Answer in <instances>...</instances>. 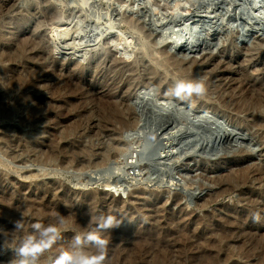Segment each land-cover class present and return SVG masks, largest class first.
I'll list each match as a JSON object with an SVG mask.
<instances>
[{
    "label": "rangeland",
    "instance_id": "rangeland-1",
    "mask_svg": "<svg viewBox=\"0 0 264 264\" xmlns=\"http://www.w3.org/2000/svg\"><path fill=\"white\" fill-rule=\"evenodd\" d=\"M2 1L5 4H3ZM46 1L45 0H23V2L25 3L24 4L22 0H10V1L0 0V3H1L0 10L3 12L2 13L0 11L1 12L0 14V22H1L0 41L5 40L7 42V43H5V41L0 42V47L2 46L0 48V54L5 52V50L9 46H12V47L18 46L19 44H21V42H23L22 40L28 42V39L30 40L34 39V41L32 42L33 44L31 46V48L33 49L32 52L46 59L45 60L42 58L43 60L47 61L46 63H47L48 69H45L44 71L47 72L48 70V73L50 74L54 73V75L56 76H52L53 79L58 80L61 77L60 78L61 80L59 79V81L71 79L72 82H78V83L85 84V86L81 90V93L76 92V90L69 91L68 90L69 88H68L67 89L68 93L62 92L60 94L61 98L66 97L64 99H67V98L72 99V100L75 99L74 101H76V99L80 97L94 100L88 103H77V109L91 108L97 104L96 102H98V100L106 99L109 96H112L113 98L115 95L119 94L123 83L133 84V86H137V85H141L140 82H142L143 79H144L143 82H147L145 80H148V79L151 80L152 77H155V76L161 77L160 80H163L164 78H166L167 82L163 81L164 85H168L172 93H175V94H177L178 85L180 84H183L185 86L189 84H195V83L202 84L204 86V92L202 94H195V93H190V94H192L195 98H197V100L201 102L203 101V103H205L206 105H212L213 107H216V106L220 107L218 103V99L221 93L219 90H217V86L223 88L227 83H230V82H232V84L239 83L237 81L239 80L241 81V79L244 78L245 73L248 75V77H250L253 80H256V81L263 80L261 78L264 77L263 76L264 71L263 72L261 71L264 68V57H263L264 51H262L264 50V22L258 21L257 16L260 15L261 13H264L263 12L264 11V0H233L234 2H232V0L230 1L223 0L224 2L222 0H221L222 2H220V0L218 2L216 0H213V1L212 0H196V1L191 0L192 2L190 0H178V1L177 0H143V1L140 0L142 1V3L139 0H135L137 1V4H138V9H137L138 12L134 10V13L128 7L129 0H94V1L86 0V2L90 1L89 2L90 4L89 3L87 4L86 2L82 3L85 0H81L82 2L80 0H77L78 2L75 0H70V1L69 0H46ZM227 1L228 3L229 2L230 3L228 4ZM221 4L222 5L224 4L223 7ZM33 5L35 8L33 7ZM85 5L86 6L90 5V6L85 7ZM120 6H121V9H120ZM205 6L207 7L209 6V7L205 8ZM73 7L76 9H74ZM92 7H94V9ZM230 7L231 9H229ZM82 8L85 10H82ZM234 8L235 10H233ZM70 9H72L73 12H75V14L73 12L70 13V11H72ZM32 10L33 11L36 10V11L33 12ZM19 11H20V14L18 13ZM105 12L107 15L105 14ZM174 12L175 13L177 12V13L175 14ZM212 12L214 16L212 15ZM227 12L230 16L227 15ZM31 13L32 14L34 13L37 16L33 14L35 17L34 18ZM49 13L50 14L52 13V14L50 15ZM66 13L71 14V16L67 15ZM103 13L107 17H109L107 18V20H110L111 22L114 21V22L111 23L110 21L109 22L105 21L106 18L105 19L103 18V16L105 17ZM184 13H187V14H184ZM202 13L205 15L203 16ZM230 13H232V15ZM54 15L55 16L57 15V16L55 17ZM72 15H74V17ZM185 15H187L186 18H185ZM206 15L208 18L205 17ZM221 15H223V17ZM224 15L226 16L224 17ZM20 16L23 18H21ZM28 16H30V18ZM88 17H90V20H88ZM133 17H141L144 20L146 24L144 30H141V28H138L137 30L135 29V27L133 28L132 26L128 24L130 26L129 27L126 24V22H124L126 19L133 18ZM227 17L229 18L227 19ZM98 18L100 20L103 18V21L105 22H103L102 20L98 21L99 20ZM176 18L178 20H175ZM181 18L185 19V21H182L183 19ZM194 18L196 21L194 20ZM69 20L71 22H69ZM191 21L194 24L196 23L195 26L196 25L197 26L195 27L193 24L190 25ZM60 23L61 24L63 23L62 25L64 26L58 27L61 25ZM174 23H178V24H174ZM187 23L190 27L187 25ZM114 24H117V25H114ZM171 24H174V26H172ZM22 26H25V27H22ZM198 27H202L201 28L202 33L200 34V38L199 39L195 38L194 44L192 45L188 44L185 47H183L180 51L175 52V54H178L179 58L186 59L189 62V64L187 65L188 67H190L193 64V60L199 63L197 67L199 68L197 76L190 79L188 76L185 77V76L179 75L175 70H173V68H171L167 64L165 60V56H164V52L167 51L165 44L168 43L171 39H173L172 41H174V38L178 39V36L179 37L184 36V35L187 36L191 28H198ZM63 28L65 29L64 32H63ZM67 29L68 30L70 29L69 31L71 34L66 31ZM113 29L114 31L111 32ZM106 30H109V31H106ZM173 31L175 32L177 31V32L174 33ZM100 33L101 35H99ZM120 33L125 34L124 38L126 39H124L123 38L124 35ZM131 33L134 35H132ZM150 33L153 34L151 38L148 36V34ZM178 33H180V35ZM69 34H70V37H69ZM119 34L122 35V37H120ZM169 34H170V37L173 34L175 35V37L172 36L171 38H169ZM107 35L110 36V38ZM8 36L9 37L11 36L10 38L13 41L10 38H6ZM66 36L69 38L66 39ZM164 36L166 37L164 38ZM116 37H118V39ZM21 38L23 39L20 40ZM166 38H169L168 39L169 41L166 40ZM127 40H130V41L132 40V43H131L132 45L129 44L131 45V47H129L130 49L127 47L128 46L127 42H125ZM11 41L13 43H10ZM57 41H61V42H57ZM101 41L104 43H102ZM122 41H124L125 43ZM134 41L136 43V46H135ZM50 42H52L51 43L52 45L48 44ZM54 42L57 43V45L55 44L53 45ZM107 42L109 43L111 42L113 43V45L115 43H121L122 50L125 52L129 50L127 51L129 53L126 52L127 53L126 54L123 51L120 52V51H117L116 49H112L115 47L110 46L112 44L108 45ZM145 42H147L145 46L147 45L146 47L149 48L148 49L149 54L147 56L144 55V50L142 49V45ZM59 43L61 44L59 45ZM38 44H40L41 46H38ZM75 44L77 45V47L75 46ZM138 44L141 47L137 46ZM5 45H8V46H5ZM51 46L53 50H57V51H52ZM56 46L58 47V49H55ZM47 47L50 49H48ZM126 47L128 49H125ZM41 48H43V50H46V51H43ZM255 48L256 49L259 48L258 49L259 51L256 50ZM2 49L3 50L5 49V50L3 51ZM36 50H38L37 53H36ZM130 52L132 53V55H130L131 54ZM252 54L256 55V57L252 56ZM64 55H66V57ZM70 55H73V56L70 57ZM105 58L107 60H105ZM67 61L70 63L67 64ZM27 62L28 64L24 66L18 65V64L17 66L16 63L15 64L7 63L6 66L9 67V65L10 66L14 65L16 67L14 74H17V75L19 74L20 76H24L25 75L24 72L29 67L33 66L36 63V61L34 60H31V62L28 60ZM89 65H91L92 67L91 66L88 67ZM95 66H98V67H95ZM145 66L155 67L154 69L158 73H156V75L155 74L150 75L149 72L145 69ZM17 71H19V73H17ZM57 71L59 72V75ZM20 72H23V73H20ZM1 73L3 74L1 70V64H0V82H1L0 85L4 83L5 78L7 79L9 77L7 75L2 76ZM216 75H218L219 77ZM220 75L221 76L223 75V76L221 77ZM50 78L51 77L43 78L45 80L44 84L46 82H50L51 80ZM224 78L226 80H224ZM106 80H111V82H114V81L121 82V84L117 83L115 85H111V82H108V83L104 82ZM168 80H170V82H168ZM205 86H207L208 88H205ZM1 87L2 85L0 86V89H2L0 90V93L3 91L4 92L7 91ZM28 92L32 93L31 90H28ZM141 92L142 94L140 95V98L138 97V100H135L134 102L132 101L133 97L130 96V92L125 93V94L121 93V95L131 99L130 104H132L135 107L137 114L139 115L144 114L145 116H147V118H154L155 117L154 112L153 113L150 112V107H152L153 103H155V101L157 100L158 86L153 88V91L151 92L143 91V90ZM185 93H189V92L184 91V92L179 93V95H184ZM39 94L41 95V97H45L47 99L52 97L50 94H47L46 92H42ZM151 96L153 99L152 102L150 101L152 100ZM148 98L150 100H148L147 103H144L143 99H148ZM53 103L54 104H53L52 112L54 113L59 112V114H55L54 117L55 119L60 120V121L64 120V117L61 116L63 112L70 113V112H73L75 109V106H72L68 104L67 102L60 103L58 101H54ZM171 105L172 104L168 106L172 107ZM173 106L175 107L173 109L178 111L177 112L178 114L180 115L181 113L188 114L187 123L185 124V126L178 127L174 123L173 124L169 123L167 125H164L166 131L162 133V130L153 132L154 125H152L149 131V133L151 134L153 133L152 135L154 137V144L157 147L160 145L162 146L167 145L166 147H168L169 145L172 144L169 152L164 154V156L166 157L161 155L160 157L156 156L157 158L154 161L147 160L144 157L141 158L142 151L140 152V156H139L140 162L138 163V166L139 165L141 166V164L143 163H147L151 165L154 168V173L152 174V176L147 177L148 179H146L145 176H143V172H141L142 168L140 166L139 167L136 166L135 169L134 168L129 169L127 174L121 173L120 172L121 170H119V172L118 170H115L116 172L115 177L122 178L123 182L126 181L125 185H126L127 190L125 189L124 190L125 192L123 191L121 193L122 194L121 197L119 195H116V198L119 201L116 207H112V209H108V210L104 209L103 211L101 209L96 208L93 211L96 213H102L106 211L105 214L108 216H120V220L123 223V225L132 224V227L134 229H140V230L144 229L145 227H150V225L157 226V224H163L164 220L160 219L159 217H162L164 214L168 213L169 211H174V212L182 211L190 215L192 219L203 218L205 215L207 216V218L210 216L208 219L210 221L209 223H211L212 225L215 223L220 224V217L227 214L225 212L227 209H230L237 213L246 212L248 215L251 214L250 216H253L256 210H252L250 205L246 206L247 202L245 203L244 201L245 196H246V199L249 196H254L253 197L254 200L255 198L256 200L258 199L257 203L258 205H260V208H262V210L264 211V205H263L264 203H262L264 202V177L258 180H254L253 177L255 176L250 177L252 186H249L248 187L249 189L243 192L244 198L243 197L241 198V195H239L236 192L230 193L227 195L225 194L221 195L219 193L220 185H218L217 180H215V179L226 176L227 173L232 168L237 169L240 166L238 164H234L231 167L229 166V164H225L223 166L215 168L216 159L220 156H226L229 159L236 158L238 157V153L240 151H246L243 154V156L249 157L246 163L244 164V167L249 166V167H254V169L264 168V139H263L264 130H259L258 128H252V129L249 128L250 132L246 136H241L237 134L238 132H235L233 133V135L230 137L228 141L222 138L220 142H217L216 145H219L222 147L220 148L221 149L220 151L215 152V150H213V147L216 145H214L213 147L211 146L209 148H206L205 146H201V143H199L198 146L197 144L189 145L190 141L192 140L190 139L189 135H186L187 128L190 129L192 127L193 121H197L199 117L197 113H195L191 109H187L186 107L179 106L178 104H174ZM154 109L156 111L157 108L154 107ZM176 111L172 110L171 112H176ZM226 114L231 115L233 117H235L236 115L234 112L229 111V110L226 111ZM18 117L19 116L12 118L11 121L7 119L2 120V122H0V127L1 128L4 127L10 130V128L17 126L23 129V134H22L23 138L20 137L21 139L33 138L32 132H30V127L27 124L21 125V122L19 120L20 118ZM236 118L243 119L247 123L252 122V118H247L244 114L236 116ZM163 119H164V116L161 118V120ZM159 121L160 119L157 120V123H159ZM84 123L90 128L93 127L92 121L87 122L86 120H84ZM157 123H154V124L157 125ZM63 124H60L58 127L54 129H52L53 126L51 125V123L45 122V123L40 124L39 127L44 132H46V135L41 138L42 139L44 138V140H48L51 136L54 135L53 134L54 131L59 130L60 128L63 127L62 126ZM1 131L2 130H0V135L2 134ZM147 131L148 130H143V129H139L138 131L133 130V131H130V133L127 135V136L130 135L129 137H127V140L129 141L128 138H130L129 142L134 144V151L136 153H138L140 149V144H139L140 140L149 137L146 134ZM189 131H192V130H189ZM10 136L12 137V140H19L18 136H15V135L13 136V134H11ZM98 142L102 143V146H105L109 144L111 141L108 137H101L99 138ZM136 142L137 144H135ZM0 144H1V141H0ZM2 144H1L2 147L0 146V179L3 182L1 183L2 185L0 186V191L10 190L8 191L9 194L7 193V196L5 197L7 198V201L9 199H10L9 201L11 200L23 201L25 200V198L27 197L29 193H31L30 195L36 196L39 193V190L37 188H46V187H50L53 185L54 189H57L55 190V192L58 195H65L66 197L68 196L72 197V201H75L74 208H76L78 205L79 207L81 206L82 208H86V206H84V204L81 202L82 201L81 196L96 194L97 192H102L104 190V187L100 185L95 186L96 188L92 186H89L87 188H84V187L82 188L76 182L77 178L73 177L72 174L75 172V170H73L72 168L67 167L64 169H60L58 167H55L54 165H47L43 167L40 164H37V162H30L33 160L31 159V157L34 155V153H28L26 151L23 152L22 149L15 147V145L13 144L12 145H9V144L2 145ZM135 145L137 148H135ZM102 146L100 147V151L95 152V153L100 154L101 149L103 148ZM136 149L138 150V152L136 151ZM44 151H46L45 148H42L40 150L37 149L36 153L39 155ZM116 161L117 160H113V164H114V167L118 169V168H121V166L122 167L126 166V163L128 161H129L128 163H130L131 159L122 160L121 158V159H118L117 162ZM97 167L85 168L83 169V171L87 172L86 176L89 175V177L92 179L94 178L98 179L100 178V175L96 171ZM91 171H94V173ZM119 173H120V176H119ZM172 177L174 179H172ZM128 184H131V185H128ZM19 187H22V192L11 196V191L15 193ZM174 196H176L178 199L176 202L172 201ZM241 199H243V201ZM251 211L253 213H251ZM261 215L259 217L263 218V215L262 216ZM259 217L255 218L259 221V223L257 220H255V222L251 224L250 234L251 236L254 235V238H257V235H258V238L260 236H264V219L259 218ZM157 220L160 223H158ZM176 223H178L179 227L181 228L186 227L181 221H177ZM199 228L201 229V226ZM102 230H105V229H102ZM65 232L70 233V234H76L75 231L73 230L69 231L68 229L65 230ZM107 232L108 231L106 230L104 231V233H101V235L103 236ZM75 236L80 237L81 240L84 238L83 236H80L78 233ZM203 237L205 239L210 238V236L209 235L207 236V234H205ZM261 238L262 237H260V239ZM89 245H91V242L82 240L81 244L79 245L80 251L85 252V250L89 247ZM123 245L124 243L121 245H118V247L122 248ZM231 245L234 246V244H231ZM16 249L18 248L17 247L12 248V246L5 248L2 252H0V260H4L5 258H7V256L10 253L16 254L15 252ZM191 254L193 253L191 252ZM235 260L236 258L234 259V262ZM245 261L246 260H243V261L239 260L238 262L239 264H247V261L246 262ZM14 264H19V260L14 261ZM49 264H55V262L51 261Z\"/></svg>",
    "mask_w": 264,
    "mask_h": 264
},
{
    "label": "bare ground",
    "instance_id": "bare-ground-1",
    "mask_svg": "<svg viewBox=\"0 0 264 264\" xmlns=\"http://www.w3.org/2000/svg\"><path fill=\"white\" fill-rule=\"evenodd\" d=\"M75 1H77V0H75ZM142 1H140V2L142 3ZM216 1L218 2L219 0H216ZM222 1L220 0V2H222ZM22 2H23V0H22ZM84 2H86V0L83 1L82 3H84ZM89 2H86V3L88 4ZM232 2H234V1L232 0ZM2 3H3V1H2ZM227 3H228V1H227ZM3 4H5V3H3ZM126 4H127V2H126ZM179 5H180V3H179ZM223 5H222V7H223ZM0 6H1V3H0ZM10 6H9V8H10ZM88 6H90V5H88ZM88 6L85 5V7H88ZM226 6H228V5H226ZM33 7H34V5H33ZM80 7H82V6H80ZM115 7H114V9H115ZM128 7L134 13V10L137 11V9H138L137 1L129 0ZM171 7H173V6H171ZM206 7L207 6H205V8ZM92 8L94 9V7H92ZM74 9H76V8H74ZM120 9H121V6H120ZM229 9H231V7ZM45 10H47V9H45ZM70 10H72V9H70ZM82 10H85V9L82 8ZM108 10H110V9H108ZM233 10H235V8ZM25 11H27V10H25ZM35 11H33V12H35ZM56 11H57V9H56ZM74 11H76V10H74ZM1 12H0V14H1ZM71 12H73V10L70 11V13ZM101 12H103V11H101ZM206 12H207V10H206ZM18 13L20 14V11ZM23 13H25V12H23ZM53 13H55V12H53ZM73 13L75 14V12H73ZM169 13H171V12H169ZM258 13H260V12H258ZM105 14H106V12H105ZM184 14H187V13H184ZM230 14L232 15V13H230ZM34 15H33V17H34ZM43 15H45V14H43ZM67 15L71 16V14H67ZM99 15H98V17H99ZM106 15H105V17L103 15H101V16H103L104 19L106 18L105 21L109 22L110 20H107V18H109V17H107ZM204 15L205 14H203V16ZM207 15L205 16L206 18H208ZM212 15H213V12H212ZM227 15H229L228 12H227ZM35 16H37V15H35ZM46 16H48V15H46ZM72 16L74 17V15H72ZM186 16L187 15H185V18H186ZM221 16L223 17V15H221ZM225 16L226 15H224V17ZM28 17L30 18V16H28ZM21 18H23V17H21ZM78 18H80V17H78ZM78 18H77V20H78ZM103 18L101 19L102 21H103ZM192 18H193V16H192ZM228 18L229 17H227V19ZM42 19H44V18H42ZM181 19H183V18H181ZM202 19H204V18H202ZM257 19H258V21H263L264 20V13H261L260 15H258ZM64 20H66V19H64ZM88 20H90V17H88ZM101 20L99 19L98 21H101ZM122 20H124V19H122ZM175 20H178V19L176 18ZM189 20H191V19H189ZM194 20H195V18H194ZM222 20H224V19H222ZM22 21H23V19H22ZM105 21H103V22H105ZM182 21H185V19H183ZM69 22H71V21L69 20ZM113 22H111V23H113ZM124 22H126L127 25L129 24L133 28L135 27V29H137V30H138V28H141V30H144L145 25H146L144 20L141 17L128 18ZM25 23H26V21H25ZM39 23H41V22H39ZM172 23H173V21H172ZM178 23H180V22H178ZM178 23H174V24H178ZM0 24H1V22H0ZM62 24L58 27L64 26ZM103 24H105V23H103ZM117 24H114V25H117ZM174 24H171V25L174 26ZM192 24L195 26L196 23L194 24L191 21L190 25H192ZM39 25H41V24H39ZM187 25H188V23H187ZM22 27H25V26H22ZM106 28H108V27H106ZM114 29L111 32H113ZM52 30H54V29H52ZM69 30L67 29L66 31L70 33ZM131 30H132V28H131ZM61 31H62V29H61ZM64 31H65V29L63 28V32ZM106 31H109V30H106ZM133 31H134V29H133ZM71 32H72V30H71ZM126 32H125V34H126ZM173 32L176 33L177 31L176 32L173 31ZM187 32H188V30H187ZM51 34H52V32H51ZM70 34H69V37H70ZM120 34H122V33H120ZM125 34H122V35H124L123 38L125 37ZM170 34H172V33H170ZM170 34H169V38H171L172 36L175 37L174 34L170 37ZM178 34L180 35V33H178ZM99 35H101V33ZM122 35H120V37H122ZM132 35H134V34H132ZM40 36H41V34H40ZM67 36H68V34H67ZM67 36H66V39L69 38ZM148 36L151 38L153 36V34L150 33V34H148ZM10 37L8 36L6 38H10ZM108 37L110 38V36H108ZM165 37L166 36H164V38ZM14 38H16V37H14ZM116 38L118 39V37H116ZM169 38H166V40H168ZM22 39L23 38H21L20 40H22ZM124 39H126V38H124ZM186 39H187V37L185 35L180 36V37L178 36V39L174 38V41H172L173 39H171L170 41L168 40L169 41L168 43H166V44L164 43L166 45V48H167L166 49L167 51L164 52V56H165V60H166L167 64L171 68H173V70H175L179 75L185 76V77L188 76L190 79H192L195 76H197V74H198L199 68H197V67H198L199 63L196 62L195 60H193V64L190 67H188L187 65L189 64V62L186 59L179 58L178 54L172 53L168 49L170 47H173L176 50L179 45H181L182 43H185ZM1 40H3V39H1ZM132 40L131 41L130 40L125 41V42H127L128 46L127 45L126 46L128 48L131 47ZM160 40H162V39H160ZM3 41H5V40H3ZM3 41H0V42H3ZM12 41L10 43H13ZM22 41L23 42H21V44H19V42H18L19 45L16 47L9 46L6 50L4 49L5 52H3V53L1 52L2 54H0V64H1V70L3 72V74L2 73L1 74H2V76L7 75L10 77V78L8 77L7 79L5 78V81L3 80L4 83L1 84L2 85L1 88H3L4 90H7V91L6 92L3 91L0 93V122H2V120H5V119L11 121L12 118L19 116L18 118H20L19 120L21 122V125L27 124L30 127V132H32L33 138L21 139L20 137L23 138V136H22L23 129L19 128L17 126L10 128V130H8L4 127L3 128L0 127V130H2L1 131L2 134L0 135L1 144L2 143L4 145L5 144H7V145L13 144V145H15V147L22 149L23 152L26 151L28 153H34V155L31 157V159H33V160L30 162H37V164H40L43 167L47 166V165H54L55 167H58L60 169H64L67 167L72 168L73 170H75V172L72 175H73V177L77 178L76 182L82 188L83 187L87 188L89 186L96 188L95 186L100 185V186L104 187V190L102 192H97L96 194L81 196V199H82L81 202L84 204V206H86V208H82L81 206L79 207V205L76 208H74V202L75 201H72V197H70V196L66 197L65 195H58L55 192V190H57V189H54L53 185L50 187H46V188H37L39 190V193L36 196L30 195L31 193H29L27 195V197L25 198V200H23V201H21V200L20 201H17V200L9 201L10 199L7 201V198H5V197L7 196V193L10 190L0 191V252H2L5 248H7L9 246H12V248L13 247L19 248L21 242L23 240L27 239V237L29 235H37L38 236V233L33 228V225L36 223H40L45 227H47L49 225L55 226L57 228L58 235H57V238H56L55 242L53 243V245L50 249L44 251L41 254H38V259L36 260L37 264H49L51 261H54L55 264H58L57 258L60 257L61 253L77 252V254H79V252H80L79 245H77L76 241H75V237H77L75 235L77 233L83 237H86L89 233H95L107 241V245H106V248L104 250L103 264H239V262H238L239 260H242V261L246 260L247 264H264V236H260V234H259V236L262 237L260 239V237L258 238V235H257V238H254V235H252L253 236L252 237L250 234L251 233L250 232L251 224H253L255 222V220H257L255 218H258L262 214L263 218L262 217H259V218L264 219V211L262 210V208H260V205H258V203H257L258 199L256 200V198H255V200H254V198H253L254 196H249L247 199L245 196V200H244L245 203L247 202L246 206L250 205L252 210H256V212L254 213L253 216H250L251 214L248 215L246 212H244L246 214L237 213V212H234L230 209H227L225 211L227 214L220 217V224L215 223L213 225L211 223H209L210 221L208 218L210 216L207 218V216L205 215L203 218L192 219L190 217V215H188L182 211H178V212H174V211L168 212L167 211L168 213L164 214L162 217H159L160 219L164 220L163 224H157V226H151L150 225V227H145L142 230L134 229L132 227V224L123 225V223L120 220V216H111V217H114L116 221L121 222L120 226L119 227L106 228L105 230H102V228H99L98 226L103 223V220H101L99 218L100 217L106 218L109 216L105 214L106 211L102 212V213H96L93 211L96 208L101 209L102 211L104 209L108 210V209H112V207H116L118 205L119 201L116 198V195H119L121 197V195H122L121 193L125 189L127 190V188L125 185L126 181L123 182L122 178L115 177V175H116L115 170H118V172H119V170H121L120 171L121 173L127 174L129 169H133V168L135 169L136 166H138V163L140 162L139 156H140V152L142 151V147H144L146 150H150L149 137H147V138L142 139V140L139 139L140 143L139 142L138 143L140 144V149H139V152L136 149V151L138 152V153H136L134 151V144L129 142L130 138H128L129 141L127 140V137L130 136V135L127 136L130 133V131H133V130L138 131L139 129H143V130H148L147 133H149L151 126L154 125V131L153 132L162 130V133H164L166 131L164 125H167L169 123L170 124L174 123L178 127L182 126L184 120H183V117H181V115L177 113L178 111L171 112L172 111L171 110V111H168V112H165L162 114V112L164 111L163 108H165L166 106H168L170 104H172L171 106H173L174 104H178L179 106L186 107L187 109H191L195 113H197L198 117H199V115H206L209 118L208 121L203 122L198 129V131L200 133L199 135H201L202 142H204V143L215 142V139H218L219 141L217 140V142H220L222 140V138L224 140L228 141L230 139V137L233 135V133H235V132H238L237 134H239L241 136H246L250 132L249 128H251V129L252 128H258L259 130H264V77L261 78L263 80L256 81V80H253L250 77H248V75L245 73L244 78L241 79V81L240 80L237 81L239 83H235V84H232V82L227 83L223 87L224 89L217 86V90H219L221 93V95L219 96V99H218V103H219L220 107H217V106L213 107L212 105H206L205 103H203V101L201 102V101L197 100V98H195L190 93H185L184 95L172 93V91L170 90V87L168 85H164V83H163V81L167 82L166 78H164L163 80H160L161 77L155 76V77H152L151 80H149V79L145 80L147 82H143L144 81V79H143V81L140 82L141 85H137V86H133V84L123 83L119 94L115 95L113 98H112V96H109L106 99L98 100V102H96L97 104L91 108H83V109L79 108V109H77V103H88V102H92L94 100L80 97V98L76 99V101H74L75 99L74 100L69 99V98L64 99L66 97L61 98L60 94L62 92L68 93V91H67L68 88H69L68 89L69 91L70 90L71 91L76 90V92L81 93V90L83 89L85 84L78 83V82H72L71 79L59 81V79L61 77L58 80L53 79L52 76H56V75H54V73H52L53 74L52 75V74L48 73V70H47V72L44 71L45 69H48L47 63H46L47 61H45L46 59L43 57H40V55H37V54L32 52L33 49L31 48V46L33 44L32 42L34 41V39L33 40L28 39V42L24 41V40H22ZM61 41H57V42H61ZM128 41H130V42H128ZM135 41H136V39H135ZM135 41H134V43H135ZM163 41H165V40H163ZM42 42H44V41H42ZM52 42H53V40H52ZM52 42H50L48 44H51ZM85 42H87V41H85ZM122 42H124V41H122ZM141 42H143V41H141ZM5 43H7V42L5 41ZM102 43H104V42H102ZM107 43H108V45L112 44L110 46L115 47V48H112V47H110V48L116 49L117 51H120V52L123 51L121 48V46H122L121 43H115L114 45H113L114 42L113 43L107 42ZM146 43L147 42H145L142 45V49L144 50L145 56H147L149 54V52H148L149 48L146 47L147 45L145 46ZM154 43H155V41H154ZM158 43H159V41H158ZM54 44L57 45V43H55V42L53 43V45ZM60 44L61 43H59V45ZM129 44H131V45H129ZM8 45H5V46H8ZM38 46H41V45L38 44ZM75 46L77 47L76 44H75ZM135 46H136V43H135ZM137 46H140V45L138 44ZM127 47L125 49H128ZM256 47H258V46H256ZM262 47H263V45H262ZM51 48H52V46H51ZM67 48H69V47H67ZM106 48H108V47H106ZM41 49L43 50V48H41ZM44 49H46V48H44ZM48 49H50V48H48ZM55 49H58V47L56 46ZM258 49H256V50H258ZM51 50L57 51V50H53V48ZM37 51L38 50H36V53H37ZM43 51H46V50H43ZM100 51H102V50H100ZM110 51H112V50H110ZM127 51H129V50H127ZM262 51H264V50H262ZM123 52H125V51H123ZM127 53H129V52H127ZM48 54H50V53H48ZM130 55H132V53ZM256 55H257V53H256ZM256 55L252 54V56H255V57H256ZM64 56L66 57V55H64ZM72 56L73 55H70V57H72ZM89 56H87V57H89ZM108 57H109V55H108ZM42 58L45 60H43ZM143 58H144V56H143ZM47 59H48V57H47ZM111 59H113V58H111ZM28 60L30 62H31V60H34V61H36V63L33 66L29 67L27 70L25 69L26 71L24 72L25 73L24 76H20L19 74L18 75L14 74V72L16 70V67L14 65L13 66L9 65V67L6 66L7 63H11V64L16 63V65L18 64V65L24 66V65L28 64V62H27ZM105 60H107V59L105 58ZM69 63L70 62L67 61V64H69ZM88 64H89V62H88ZM48 66H50V65H48ZM90 66L91 65H89L88 67H90ZM98 66H95V67H98ZM154 68L155 67H153V66H151V67L145 66V69L149 72L150 75H154V74L156 75V73H158ZM18 70H19V68H18ZM23 71H24V69H23ZM263 71H264V68L261 72H263ZM42 72H44V73H42ZM17 73H19V71H17ZM20 73H23V72H20ZM261 74H263V73H261ZM38 75H39V77H38ZM58 75H59V72H58ZM216 76H218V75H216ZM45 77L46 78L51 77L50 82H46L44 84L45 80L43 78H45ZM2 79H4V78H2ZM131 79H133V78H131ZM226 79H227V77H226ZM226 79L224 78V80H226ZM104 82L108 83V82H111V80H106ZM168 82H170V80H168ZM117 83L121 84V82H115L114 81V82H111V85H115ZM156 86H158V97H157V100L155 101V103H153L152 107H150V112L153 113L154 107H156L158 112L162 115L160 117V121H159L160 124L157 123V125L154 124L155 120H156L155 117L154 118H147V116H145L144 114H142V115L137 114L135 107L132 104H130L131 99L121 95V93L125 94V93L130 92V96L133 97L132 101L134 102L135 100H138V97L140 98V95L142 94V92H141L142 90L151 92V91H153V88H155ZM205 88H208V87L205 86ZM0 90H2V89H0ZM28 90H31L32 93L28 92ZM42 92H46L47 94H50L52 97L49 99H47L45 97H41V95L39 93H42ZM79 95H81V94H79ZM126 96H127V94H126ZM151 99H152V96H151ZM148 100H150V99L148 98L145 100V102L144 101L143 102L147 103ZM54 101H58L60 103H66L67 102L68 104L75 106V109L73 112H70V113L63 112L61 114V116L64 117L63 121L57 120V119H55L54 116H55V114H59V112H56V113L52 112ZM150 101L152 102L153 99ZM228 110L234 112L236 114L235 117L226 114V111H228ZM191 113H192V111H191ZM241 114H244L247 118H252V122L247 123L243 119L236 118V116H239ZM163 116H164V119L161 120V118ZM84 120H86L87 122L92 121L93 127L92 128L88 127L84 123ZM70 121H72V122H70ZM45 122L51 123V125L53 126L52 129L58 127L60 124H63V123H65V124H63L62 125L63 127L60 128L59 130L54 131L55 132V133L53 132L54 135L51 136L48 140H44V138L42 139L41 137H44L46 135V132H44L39 127V125L42 123H45ZM163 127H164V129H163ZM11 134H13V136L14 135L18 136L19 140H12V137L10 136ZM160 134H161V132H160ZM154 135H155V133H154ZM101 137H108L111 142L105 146H102V143L98 142L99 138H101ZM24 138H26V137H24ZM134 138H132V139H134ZM263 139H264V137H263ZM223 142H225V141H223ZM1 144H0V146H1ZM135 144H137V142ZM198 144H197V146H198ZM214 145H216V144H214ZM101 146L103 148L101 149L100 154L95 153V152L100 151ZM166 146L160 145L158 147H155L152 150L151 156H161V155L164 156V154L169 152L172 144L169 145L168 147H166ZM221 147L222 146L216 145L213 147V150H215V152H218L221 150L220 149ZM42 148H45L46 151H44L38 155L36 153V150L37 149L40 150ZM135 148H137L136 145H135ZM245 152L246 151H240L238 153V157H236V158L229 159L226 156H220L216 159L215 168L216 167L218 168V167L223 166L225 164H229V166H231V167L234 164L240 165L239 168H237V169L232 168L227 173L226 176L215 179V180H217V184L220 185L219 193L221 195H223V194L227 195V194L236 192L239 195H241V198L242 197L244 198L243 192L245 190L249 189L248 188L249 186H252V182L250 181L251 180L250 177L255 176V177H253L254 180H258V179H261L264 177V168L254 169V167H249V166L244 167V164L246 163V161L249 158L248 156H245V157L243 156V154ZM164 157H166V156H164ZM121 158H122V160L131 159V161H130V163H128L129 162L128 161L126 163V166H124V167L121 166V168L116 169L114 167L113 160L118 161V159H121ZM141 163H143V162H141ZM89 167H97L96 171L99 173L100 178L92 179L89 177V175L86 176L87 172L83 171V169L89 168ZM140 167L142 168L141 172H143V176H145L146 179H148L147 177H151L152 174L154 173V168L147 163L141 164ZM91 172L94 173V171H91ZM119 176H120V173H119ZM172 179H174V178L172 177ZM2 182L3 181L0 179V186L2 185L1 184ZM134 183H135V181H134ZM128 185H131V184H128ZM128 189H129V187H128ZM251 190H253V189H251ZM20 192H22V187H19L15 193L11 191V196L15 195L17 193L19 194ZM177 200L178 199L176 196H174L172 199L173 202H176ZM241 200L243 201V199H241ZM262 203H264V202H262ZM251 213H253V212L251 211ZM158 216H159V214H158ZM177 221H181L184 224V226H186V227L185 228L179 227L178 223H176ZM17 222H19L18 226H16ZM157 222H158V220H157ZM158 223H160V222H158ZM258 223H259V221H258ZM200 226H201V229L199 228ZM67 229L69 231L70 230L75 231L76 234H70V233L65 232V230H67ZM106 230L108 232L102 236L101 233H104V231H106ZM205 234H207V236L209 235L210 238L208 237L209 239H205L203 237ZM82 240H84V239H82ZM121 242L124 243L122 248L118 247V245L123 244ZM231 244H234V246H232ZM191 252L193 254H191ZM83 253L86 255L95 256L98 254V249L91 243V245H89V247ZM235 258H236V260L234 262ZM20 259L21 258L18 257L15 253H10L7 256V258H5L4 260H0V264H11V262H14V261L20 260Z\"/></svg>",
    "mask_w": 264,
    "mask_h": 264
},
{
    "label": "clouds",
    "instance_id": "clouds-1",
    "mask_svg": "<svg viewBox=\"0 0 264 264\" xmlns=\"http://www.w3.org/2000/svg\"><path fill=\"white\" fill-rule=\"evenodd\" d=\"M187 91L189 93L202 94L204 92V86L200 83L189 84L187 86L180 84L178 85L177 94ZM103 223L99 225V228L106 229L112 227H119L121 222L116 221L114 217H100ZM19 225L17 222L16 226ZM33 228L38 233L37 235H29L27 239L23 240L18 249L15 250L16 255L20 257L19 264H36L38 254L50 249L55 242L58 231L55 226L49 225L47 227L40 223L33 225ZM87 242H91L97 249L98 254L95 256L86 255L83 251L61 253L58 257L59 264H103L104 250L107 245V241L101 236L95 233H89L83 238ZM77 245L81 244V238L75 237ZM14 264V262H11Z\"/></svg>",
    "mask_w": 264,
    "mask_h": 264
},
{
    "label": "water",
    "instance_id": "water-1",
    "mask_svg": "<svg viewBox=\"0 0 264 264\" xmlns=\"http://www.w3.org/2000/svg\"><path fill=\"white\" fill-rule=\"evenodd\" d=\"M261 22H264V20ZM201 28L202 27L191 28L189 34H187V36H186L187 39H186L185 43H182L181 45H179L176 50L173 47H170L169 50L172 53H175L177 51H180L183 47H185L188 44H190V45L194 44L195 43L194 39L200 38V34L202 33ZM145 100L146 99H143L144 102H145ZM173 108H175V107L174 106H172V107L168 106V107L163 108L164 111L162 112V114L165 112L171 111V110L176 111ZM157 112H158V110L156 109V111H155V109H154V114H155V118H156L155 123H157V120L160 119V117L162 116L159 112L158 113ZM181 115H182L183 120H184L182 126H185V124L187 123L188 114L187 113H181ZM208 119L209 118L206 115H199V119H197V121H193L192 127L191 128L189 127L190 129H188L186 127L187 128L186 135H189L190 139L192 140V141H190L189 145H196L198 143H201V146H205L206 148H208V147H211L214 144H216L218 139H215V142L204 143V142H202V138L199 135L200 133H199L198 129H199L200 125L203 122L208 121ZM189 130H192V131H189ZM147 136H149L150 150H146L144 147H142L141 157H144L147 160H153L154 161L157 157H160V156H157V157L151 156L152 150L157 146L154 144L153 135L151 133H149V134L147 133Z\"/></svg>",
    "mask_w": 264,
    "mask_h": 264
},
{
    "label": "snow or ice",
    "instance_id": "snow-or-ice-1",
    "mask_svg": "<svg viewBox=\"0 0 264 264\" xmlns=\"http://www.w3.org/2000/svg\"><path fill=\"white\" fill-rule=\"evenodd\" d=\"M179 94V93H178ZM58 264H59V262H58Z\"/></svg>",
    "mask_w": 264,
    "mask_h": 264
}]
</instances>
